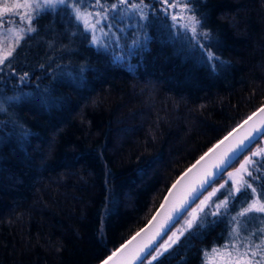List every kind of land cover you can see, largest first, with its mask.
Listing matches in <instances>:
<instances>
[{
    "label": "trees",
    "instance_id": "obj_1",
    "mask_svg": "<svg viewBox=\"0 0 264 264\" xmlns=\"http://www.w3.org/2000/svg\"><path fill=\"white\" fill-rule=\"evenodd\" d=\"M92 3L89 10H103ZM145 3L160 12L147 25L146 47L130 57L116 59L134 33L143 34L131 10L112 29V20H103L95 45L89 32L86 39L64 34L69 17L46 14L39 35L13 61L16 73H0V264L99 263L144 225L186 167L264 103V0H196L211 35L199 41L220 58L215 72L198 44L173 37L185 30L162 4ZM14 96L19 100L8 99ZM258 146L264 136L159 244L208 192L230 185L228 173L235 176ZM254 166L248 169L257 175ZM227 234L226 222L206 226L159 264H205L204 252L223 245Z\"/></svg>",
    "mask_w": 264,
    "mask_h": 264
},
{
    "label": "snow or ice",
    "instance_id": "obj_2",
    "mask_svg": "<svg viewBox=\"0 0 264 264\" xmlns=\"http://www.w3.org/2000/svg\"><path fill=\"white\" fill-rule=\"evenodd\" d=\"M155 3L166 5L163 9L164 15H167L169 9L181 7L182 5L180 12L173 14L171 19L173 21H178L179 19L180 27L185 31L181 34L172 33V35L173 37L179 36V38L187 40L192 47L198 44L203 63L209 67L210 71L215 72L217 70L216 62L220 58L216 56L211 47L199 41L200 36H203L206 40H211V35L207 29L203 28L202 16L197 15L196 0H155ZM13 7H19V5H13ZM25 7L28 11L21 18L20 24L26 26L20 27L18 34H15L16 30L9 29V32L14 34L15 43H9L7 48H4L3 41H0V73L4 72L5 68H10L13 74L16 73L12 63L24 43L35 39L39 35L37 22L43 15L69 17L65 21L64 34H67L70 40L77 35L86 39V34L91 31L92 39L89 40V43L95 45L98 43L95 35L96 31L104 32V28H97L101 20H112V23L107 24V28L112 29L117 25L118 18L119 22L123 23L124 17L128 15V10H131L133 15L138 14L141 22L139 23V28L143 34L134 33L136 38L132 40L130 45H127V53L116 57L118 60H123L125 56L130 57L146 47L148 42L147 25L151 24L152 17H156L160 12L155 4H147L145 0H136V2H131V0H111V2L109 0H103V2L102 0H93L91 7L103 9L96 12L89 10V0H25ZM11 11L12 8L8 6L0 7V12L8 13ZM80 23L84 26L82 32L78 27ZM69 24L72 25L71 29L68 27ZM198 29L201 31L198 32ZM52 30L54 31L55 29L53 28ZM120 31L123 32L124 29L121 28ZM188 31L192 33L190 38L187 36ZM40 39H43V37H40ZM118 39L117 47H120ZM52 43L53 41H48L49 47L52 46ZM40 67L43 68L44 65H40ZM48 71L51 72L52 69L49 68ZM28 76V72L23 73L20 77V82H24ZM8 99L19 100V96L9 97ZM0 110H3V105H0ZM257 113H264V105H261L260 108L253 112L244 123L249 124ZM20 127L22 128V126ZM237 127L240 126L238 125ZM235 131L236 128L229 132L222 141H218L216 145H213L208 152L200 157L196 165H193V168L204 161L217 148V145L232 137ZM28 134L27 130L21 133L24 137ZM262 136H264V122H262V126L251 127L245 136L231 145L217 162L212 165L215 171H206L204 178L189 188L179 203L173 207L165 223L160 225L159 231L153 234L147 243L142 244L134 251L128 252L127 249L131 241L126 240L101 264H153V262H158L159 264L163 259L173 256L180 247H186V241L198 235L201 229L206 226L210 228L218 223L225 222L228 229V234L224 237L225 243L217 246L214 242L211 252L226 256L228 264H264V171H261L260 167L254 166L253 170L257 173V175H254L253 171H250L247 167L248 165H253L252 159L248 156L244 158L240 167L235 170L239 174L238 178L232 172H229L230 185L226 181L219 185L218 188H213L211 192H208L207 196L200 200L199 205L192 209V212L189 213L190 218L185 221L182 228L168 236V239L159 244L158 247L153 245V241L156 240L157 236H160L161 232L167 235V232L164 231L167 225L174 222L187 211L188 207H191L190 201L194 202L195 199L199 198L198 194H202L201 189L206 191L207 187H210L215 182V178L222 176L224 171L231 167V164L239 158V155H242ZM262 152L264 150L254 152L252 156H259ZM258 163L264 166V160H260ZM245 175L249 179H245ZM169 191L171 192V189ZM217 193L223 195L224 199H219ZM213 197L218 200L214 207H212ZM206 208H212V210L207 211ZM149 223L151 224L152 221H149ZM143 231L144 229H141V232ZM136 235L138 236L140 233ZM153 247H155L154 254L152 252ZM204 255L207 256L208 253L205 251ZM181 260H183V257H181Z\"/></svg>",
    "mask_w": 264,
    "mask_h": 264
},
{
    "label": "water",
    "instance_id": "obj_3",
    "mask_svg": "<svg viewBox=\"0 0 264 264\" xmlns=\"http://www.w3.org/2000/svg\"><path fill=\"white\" fill-rule=\"evenodd\" d=\"M261 105H264V103L261 104ZM261 105L259 107H257L253 112H255L258 108H260ZM253 112H251L247 117H245L242 121H240L237 125H235L231 130H229L223 137H221L218 141H222L224 139V137L227 136V134L229 132H231L234 128H236V131L233 133L232 137H230L227 141H224V143L217 145V148L214 149V151L212 153H210L209 156L206 157L204 161H202L198 166H196L195 168H193V165H196V162L200 159V157L203 156L204 153L208 152V150L210 148H212L213 145H216L218 141H216L211 147H209L204 153H202L197 159H195L188 167H186L173 180V182L168 186V188L164 192V194H163L160 202L158 203L157 207L155 208V210L153 211V213L151 214V216L149 217V219L144 223V225H142L137 231H135L131 236H129L126 239L127 241H131V243L129 244L128 249H127L128 252L134 251L136 248H138L142 244L147 243V241L149 240V238L152 237L153 234H155L157 231H159L160 225L165 223V221H166L167 217L169 216L170 212L172 211L173 207L177 203H179V201L181 200V198L184 197L185 193L189 190L190 187H192L193 185L197 184L201 179L204 178V173L206 171H209V170L215 171V169L212 168V165H214L217 162V160L220 158V156L231 145H233L241 137L245 136L247 134V132L250 130L251 127H253V126H262V122H264V113H257V115L253 118V120L251 122H249V124H245L244 123V121H246L248 119V117L252 115ZM238 125L240 127H237ZM260 139H261V137H260ZM255 143H253L251 146H253ZM251 146L247 150H249L251 148ZM246 151H244L243 154ZM242 155H239V158ZM238 159H236L235 162ZM234 163H232L231 166ZM229 168H227L224 171L223 175L226 172H228ZM220 177L221 176L215 178V181L218 180ZM174 185H175V187H173ZM208 188L209 187H207V190H208ZM170 189H171V192L169 191ZM206 191L203 190V189H201V193L202 194H198L199 195V198ZM166 197H167V199H165ZM199 198L198 199H195L194 202H191L190 201L191 207L199 200ZM162 205H163V207H162ZM191 207H188L187 208V211ZM187 211H185L183 213V215ZM183 215H180L178 217V219H176L174 222L168 224L167 227L164 229V231L168 233L171 230V228L177 223V221L179 219H181V217ZM153 217H155V219H153ZM149 221H152V223L150 224ZM141 229H144V231L141 232ZM137 233H140V235L137 236L136 235ZM133 237H135V239H133ZM164 237H165L164 232H161L160 233V236H157L156 240L153 241V245L155 247H157L158 244L163 240ZM126 240H124L122 243H124ZM119 245L116 248H118ZM155 247H153L152 251L155 249ZM115 249H113L106 257H104L97 264H101V262L104 261L108 256H110L111 253Z\"/></svg>",
    "mask_w": 264,
    "mask_h": 264
},
{
    "label": "rangeland",
    "instance_id": "obj_4",
    "mask_svg": "<svg viewBox=\"0 0 264 264\" xmlns=\"http://www.w3.org/2000/svg\"><path fill=\"white\" fill-rule=\"evenodd\" d=\"M13 5H19V7H13ZM4 6H8V7L12 8V11L11 12H8V13L0 12V21H2V22H0V41H3V47L4 48H7V46L9 45V43H12V44L15 43L14 34L12 32H9V29L16 30V33L15 34H18V29L20 27H22V24H20V20H21L22 17H24L26 15L28 9L25 7V0H0V7H4ZM165 7H166V5L162 4V8L164 9ZM181 7H182V5H181ZM181 7H176V8L169 9L167 15L170 16V18H171L173 14L180 12ZM93 12H96V10H94ZM16 18H18V20H19V22H18L19 23V26H11L10 27L9 26L10 22L11 21H14V19H16ZM93 19H95V17H93ZM102 21L103 20H101V22ZM172 22H173L174 25L180 26L179 19H178V21H173L172 20ZM80 25L82 27H84L82 23H80ZM89 33L92 34L91 31H89ZM260 150H264V146H261V147L258 146V147H256L255 150H254V152H258ZM263 156H264V152H262L261 155H259L258 157L257 156L256 157H253L252 154L248 155V157H250L252 159L253 165H248L247 167L249 168V167L254 166V164L256 162H258ZM238 167H240V164H239ZM235 176L238 178L239 174L235 173ZM218 187L219 186H217L215 188H218ZM205 196H207V195H205ZM215 198L216 197H213V200ZM199 203H200V201L193 208H196L197 205H199ZM192 209L190 210L189 213L192 212ZM189 218H190V216H187V219H189ZM187 219H185L180 224V226L177 227V229H176L175 232H177L180 228H182V225L185 223V221ZM204 262H205V264H228V261H227L226 256H224L222 254H219V253L214 254V253L211 252V250L208 252V255L204 257Z\"/></svg>",
    "mask_w": 264,
    "mask_h": 264
}]
</instances>
